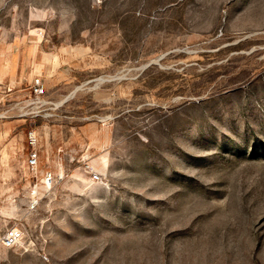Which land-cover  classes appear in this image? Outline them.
<instances>
[{"label":"rangeland","instance_id":"1","mask_svg":"<svg viewBox=\"0 0 264 264\" xmlns=\"http://www.w3.org/2000/svg\"><path fill=\"white\" fill-rule=\"evenodd\" d=\"M0 264H264V0H0Z\"/></svg>","mask_w":264,"mask_h":264},{"label":"built area","instance_id":"2","mask_svg":"<svg viewBox=\"0 0 264 264\" xmlns=\"http://www.w3.org/2000/svg\"><path fill=\"white\" fill-rule=\"evenodd\" d=\"M34 91L36 94H42L44 92L43 85L39 80H36ZM28 139L31 145L36 144V137L33 133H29ZM39 156L36 150H32L27 159V167L35 169L38 166ZM51 173L46 174L45 181H48L47 187L51 186L52 183ZM23 239L22 233L18 229H10L2 238L1 243L6 248H13L21 242Z\"/></svg>","mask_w":264,"mask_h":264}]
</instances>
